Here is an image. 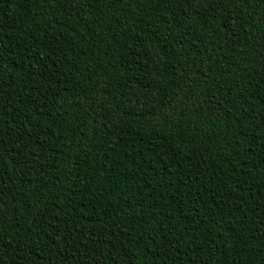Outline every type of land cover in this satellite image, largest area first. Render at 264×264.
<instances>
[{
	"label": "trees",
	"instance_id": "trees-1",
	"mask_svg": "<svg viewBox=\"0 0 264 264\" xmlns=\"http://www.w3.org/2000/svg\"><path fill=\"white\" fill-rule=\"evenodd\" d=\"M0 264H264V0H0Z\"/></svg>",
	"mask_w": 264,
	"mask_h": 264
}]
</instances>
